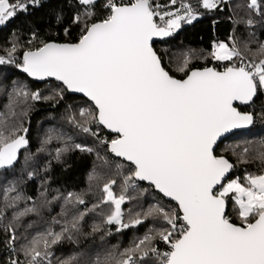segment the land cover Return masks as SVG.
<instances>
[{
    "label": "snow or ice",
    "instance_id": "1",
    "mask_svg": "<svg viewBox=\"0 0 264 264\" xmlns=\"http://www.w3.org/2000/svg\"><path fill=\"white\" fill-rule=\"evenodd\" d=\"M31 2L37 3V0ZM78 2L85 8L73 20L75 24L82 23L78 42L41 41L42 46L24 52L23 63L17 66L38 80L53 77L68 91L82 93L91 101L95 112L82 109L81 119L70 118L69 122L94 136L96 133L89 126L92 123L115 134L110 141L100 140L99 143L106 145L113 156L128 162L125 190L133 186V180L147 181L162 197L175 202L177 207L171 210L153 205L144 214L162 219L168 227L154 234L149 230L143 239L121 253L123 259L118 264H138L136 257L144 261L150 253L157 257L159 264H264V174L245 175L243 183L239 178L225 183L234 165L224 156L215 155L214 149L225 134L254 123L252 113L238 111L234 102L250 104L258 92L264 91V58L245 63L235 40L231 47L220 43L214 45L213 58L232 61L236 57L239 65L233 63L222 72L207 67L189 72L191 54L185 53L182 64L177 67L185 78L178 79L164 68L152 41L173 35L181 27V21L192 23L196 15L189 5H181L182 15L179 10L160 13L154 10L151 0H129L127 4L105 0L103 7L108 14L99 22H91L97 0ZM218 2L202 0V5L210 9ZM256 2L251 0L249 7L256 6ZM171 3L175 4L176 0ZM17 9L27 10L23 0L16 3L0 0V25L14 17ZM155 16L161 21L166 16L169 19L161 25L155 22ZM251 23L249 20L248 24ZM15 51L13 44L8 57H0V65L13 63ZM258 52L264 56V45ZM28 95L16 92L17 97L28 98ZM31 99H40L39 94H31ZM13 104L8 107L10 115L14 116ZM0 124V169H3L14 165L19 149L28 141L16 135L14 129L9 130L6 122ZM51 139L49 136L42 141L38 151L44 152ZM74 148L93 151L80 144ZM70 150L69 146L58 148L54 158L59 162ZM248 151L245 148L239 154L241 163L248 162ZM258 156L264 161V151ZM97 159L108 163L106 157L98 155ZM116 167L120 169L124 165L120 163ZM31 176L29 173V178ZM98 179L95 171L89 175L90 184ZM115 184V179L104 183L105 195L92 210L103 204L114 206L104 222L118 225L117 231L142 223L139 217L123 222L121 205L126 198L123 194H114ZM6 191H15V188ZM229 194H232L239 224L228 217L226 198ZM19 199V195L12 197L13 202ZM73 199L84 203L80 196L72 193L65 201L71 203ZM35 210L25 208L14 218L18 220ZM83 215L74 218L73 229ZM93 230L97 231L98 227ZM67 231L65 227L61 233L48 232L33 238L23 249L31 258L29 264H39L37 258L48 255L50 245L60 241ZM155 239L163 241L168 250L159 252L152 244ZM14 240L13 236L9 244ZM110 260L111 256L97 264H110ZM12 264L19 262L12 261Z\"/></svg>",
    "mask_w": 264,
    "mask_h": 264
},
{
    "label": "trees",
    "instance_id": "2",
    "mask_svg": "<svg viewBox=\"0 0 264 264\" xmlns=\"http://www.w3.org/2000/svg\"><path fill=\"white\" fill-rule=\"evenodd\" d=\"M16 2L10 0V3ZM23 2L27 10L17 9L15 16L0 26V57L7 58L8 51L13 44L16 45V51L12 54L13 63L0 65V122H6L9 130L14 129L16 135H22L28 141L25 147L19 149L14 165L0 169V264H12V261L28 264L31 258L25 255L24 246L33 238L48 232L61 233L65 227L68 231L63 233L62 239L47 249L48 255H51L49 261L39 264H97L109 256L110 264H118L123 259L121 253L143 239L149 230H153L154 234L168 227L162 219L145 217L144 214L153 205L164 206L168 210L177 206L151 187L135 180L133 186L124 189V177L129 175L128 164L111 157L106 145L99 143L100 140L110 141L114 136L95 123L89 125L92 132L96 133L94 136L82 132L69 122L70 118L80 120L82 109L95 112L88 100L71 95L59 83H37L19 72L17 65L23 63L24 52L42 46L41 41L78 42L82 23L75 24L73 20L85 8L78 0ZM116 2L126 4L129 0ZM151 2L154 10L160 13H176L179 10L183 15L181 5L187 4L196 15L190 24L181 21V27L167 41L153 45L164 68L175 78H185L184 73L177 71L185 53L191 54L187 71L204 69L210 65L214 45L224 43L231 47L233 40L248 62H258L264 58L258 52L260 46L264 45V0H257L256 11L249 9V0H229L210 9L203 7L202 0H176L175 4L171 0ZM104 3L105 0H97L91 22H99L106 17L108 12L103 7ZM157 4L161 5L158 9L155 8ZM154 19L157 24L163 25L169 17L166 16L164 21L159 16ZM249 20L252 21L251 25L248 24ZM65 29L68 30L67 34ZM18 91L27 92L28 98L17 97ZM33 93L39 94L40 99L32 100ZM10 104H13L14 116L10 115ZM239 110L254 115L252 128L226 138L218 145L215 155L224 156L234 165L227 181L239 178L243 183L245 175L264 174V161L258 156L264 151V91L258 92L249 107ZM49 136L52 139L45 145L46 150L38 151L42 141ZM76 144L93 151L82 152L74 148ZM65 146L72 150L58 162L54 158L56 149ZM245 148L249 150L248 162L241 163L238 156ZM98 155L106 157L108 163L98 160ZM120 163L124 167L117 169L116 165ZM93 171L99 179L90 184L89 175ZM29 173H32L31 178ZM110 179L116 180L112 187L114 194H123L126 198L121 205L123 222L128 223L139 217L142 223L117 231L118 225L104 222L109 209L114 206L103 204L92 210L105 195L102 188ZM12 188L15 191H6ZM69 193L80 196L84 203H77L74 199L66 203L65 198ZM17 195L21 199L13 202L12 197ZM231 195L226 198L227 214L233 223L239 224ZM25 208L36 210L15 219ZM82 213L83 218L73 229L74 218L80 217ZM94 227H98V230L94 231ZM13 236L15 240L10 245ZM152 244L159 252L168 250V246L159 239L153 240ZM40 247L43 252V245ZM136 259L138 264H159L157 257L151 253L144 261H139L138 257Z\"/></svg>",
    "mask_w": 264,
    "mask_h": 264
},
{
    "label": "water",
    "instance_id": "3",
    "mask_svg": "<svg viewBox=\"0 0 264 264\" xmlns=\"http://www.w3.org/2000/svg\"><path fill=\"white\" fill-rule=\"evenodd\" d=\"M169 38H170V36H168V37H164V38H154L153 41H152V45H154V44H156V43H160V42L167 41ZM49 43H55V42H49ZM153 49H154V48H153ZM154 51H155V50H154ZM207 68H211V67H207ZM196 70H197V69H196ZM199 70H202V69H199ZM19 72H20L21 74L25 75L26 77H28L30 80H32V81H34V82H37V83H45V82H48V81H54V82L59 83V84H61V85L63 86V84H62L61 82L56 81L55 78H53V77H46V78H44V79H42V80H38V79H35V78H33V77L28 76V74L25 73V72H23V71H21V69H19ZM63 87H64V86H63ZM64 88H65V87H64ZM65 90H66L68 93H70L71 95H77V96H79V97H82V98H85L86 100H88L87 97H85L82 93H74V92H70V91H68L66 88H65ZM256 97H257V95H256ZM256 97H254V100L256 99ZM254 100H253L250 104H247V105L240 104L238 101H236V102H234V106L237 108L238 111H240L239 108H242V107H249V106L254 102ZM88 101H89V100H88ZM89 102L91 103V101H89ZM91 104H92V103H91ZM92 105H93V104H92ZM93 107L95 108L94 105H93ZM240 112H241V111H240ZM253 117H254V115H253ZM253 124H254V123H253ZM253 124L250 125V126H248L247 128H243V129H235V130H233L232 132L225 134L224 136H222L221 138L218 139L217 144L214 146V149L216 150L217 147H218V145H219L221 142H223L226 138L230 137L232 134H234V133H236V132H242V131H248V130H250V129L252 128ZM100 126H101V127L107 132V133H109V134L115 136L114 133H111L108 129H105L102 125H100ZM109 154H110L111 157L116 158V159L120 160L121 162H124V163H127V164H128L127 161H123L121 158L115 157V156H113V154H111V153H109ZM231 173H232V169H231V171L227 174L226 179H225V182H226V180H228V178H229V176L231 175ZM135 181H136L137 183H139V184H144V185H147V186L151 187L152 189H154V191H155L156 193H158L159 195L162 196V194H160V193H159V192H158L153 186H151V185L149 184V182H147V181H138V180H135ZM163 198H164V197H163ZM164 199H166L167 201H169V202L175 204L174 201H170V200H168V198H164Z\"/></svg>",
    "mask_w": 264,
    "mask_h": 264
},
{
    "label": "built area",
    "instance_id": "4",
    "mask_svg": "<svg viewBox=\"0 0 264 264\" xmlns=\"http://www.w3.org/2000/svg\"><path fill=\"white\" fill-rule=\"evenodd\" d=\"M229 0H219V2L217 3V5H219V4H221V3H224V2H228ZM250 2H251V0H249V3L248 4H250ZM127 4V3H126ZM216 5V6H217ZM249 9H251V10H254V11H256L257 10V2H256V6H254V7H249ZM213 51V50H212ZM212 53V52H211ZM233 63H235V64H237V65H239V63H240V60L238 59V58H236V60L234 59V60H232V61H218V60H215L214 58H213V56L211 55V62H210V65L208 66V67H211V68H213V69H215L216 71H224V69H225V67H227V66H230V65H232ZM245 63H248V61L245 59ZM227 182V181H226ZM225 182V183H226ZM50 256L51 255H46V256H41V257H38L37 259H38V262L39 263H41V262H48L49 261V259H50ZM29 262H30V260H29ZM29 262H28V264H29Z\"/></svg>",
    "mask_w": 264,
    "mask_h": 264
},
{
    "label": "rangeland",
    "instance_id": "5",
    "mask_svg": "<svg viewBox=\"0 0 264 264\" xmlns=\"http://www.w3.org/2000/svg\"><path fill=\"white\" fill-rule=\"evenodd\" d=\"M5 23H6V22H5ZM5 23H4V24H5ZM4 24H3V25H4ZM0 26H2V25H0Z\"/></svg>",
    "mask_w": 264,
    "mask_h": 264
}]
</instances>
